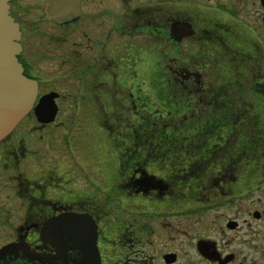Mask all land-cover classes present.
I'll use <instances>...</instances> for the list:
<instances>
[{
    "label": "flooded vegetation",
    "instance_id": "1",
    "mask_svg": "<svg viewBox=\"0 0 264 264\" xmlns=\"http://www.w3.org/2000/svg\"><path fill=\"white\" fill-rule=\"evenodd\" d=\"M70 3L9 1L34 104L54 91L57 111L0 140V264L8 244L55 253L41 233L64 213L95 224L87 264H264V0ZM42 79H80L111 157L69 148L55 167L41 148L64 124L62 93ZM30 161L45 171L28 176Z\"/></svg>",
    "mask_w": 264,
    "mask_h": 264
},
{
    "label": "water",
    "instance_id": "2",
    "mask_svg": "<svg viewBox=\"0 0 264 264\" xmlns=\"http://www.w3.org/2000/svg\"><path fill=\"white\" fill-rule=\"evenodd\" d=\"M9 1L0 0V140L31 110L42 122L52 121L57 111L54 101L57 93L54 91L40 96L34 104L37 82L24 75L17 59L20 30L9 14ZM46 1L58 2L62 6L71 4V0ZM61 11L63 14L78 13L75 6ZM44 231L42 239L55 246V253H37L27 246L8 244L3 249L8 264H87V260L96 254L95 224L85 214L64 213L52 217L45 222Z\"/></svg>",
    "mask_w": 264,
    "mask_h": 264
},
{
    "label": "rangeland",
    "instance_id": "3",
    "mask_svg": "<svg viewBox=\"0 0 264 264\" xmlns=\"http://www.w3.org/2000/svg\"><path fill=\"white\" fill-rule=\"evenodd\" d=\"M42 80L45 83H50L48 84L49 87L55 88L56 90L62 93L61 99L63 103V108L61 113H59L58 115V120L63 121L64 124L58 129H56L54 134H56L57 137H55L54 139L51 137H46L47 135L42 138V140L44 141H49V147L41 148L43 152L50 154L49 158L55 156L58 161H62V163L60 162L54 164L55 167L59 166L61 170H64L66 168L68 159V153L66 152V150H69V148L72 149V152L77 157L99 155H102L103 157H111L114 154V149L110 145L107 144L106 146L104 144L102 147V152H96L98 148L97 142H100V136L105 139H110V136L112 137L115 134L107 133L106 131L103 132L100 130L96 131L97 128L93 124L94 121H90L94 120L95 116L90 117V115H87V113H85L84 108L81 107L82 100L80 99V79ZM250 80L251 79L248 80V88L251 86ZM67 86L68 88L70 87V89L66 90ZM68 91L72 92L71 96H67ZM246 97L247 101H252L253 103L258 100L257 98H255L252 90L247 91ZM66 99H68L67 104ZM153 105L155 104L153 103ZM152 121H155V119H152ZM31 137L35 138L36 133H33ZM78 160H81V158H78ZM30 162L31 165H29L28 168L25 169V173L28 176H36L38 173H43L45 171V166L39 165L38 161ZM12 211L14 214V209H12Z\"/></svg>",
    "mask_w": 264,
    "mask_h": 264
},
{
    "label": "trees",
    "instance_id": "4",
    "mask_svg": "<svg viewBox=\"0 0 264 264\" xmlns=\"http://www.w3.org/2000/svg\"><path fill=\"white\" fill-rule=\"evenodd\" d=\"M191 145V143L189 144V146ZM189 154H190V151H189Z\"/></svg>",
    "mask_w": 264,
    "mask_h": 264
}]
</instances>
